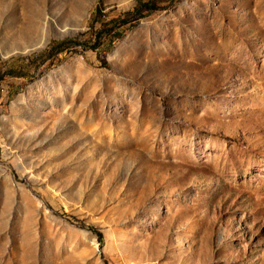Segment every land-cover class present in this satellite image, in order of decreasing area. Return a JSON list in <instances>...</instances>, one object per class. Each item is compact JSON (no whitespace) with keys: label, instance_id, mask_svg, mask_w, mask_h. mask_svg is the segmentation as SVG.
I'll return each instance as SVG.
<instances>
[{"label":"rangeland","instance_id":"obj_1","mask_svg":"<svg viewBox=\"0 0 264 264\" xmlns=\"http://www.w3.org/2000/svg\"><path fill=\"white\" fill-rule=\"evenodd\" d=\"M145 1L0 0V264H264V0Z\"/></svg>","mask_w":264,"mask_h":264},{"label":"trees","instance_id":"obj_2","mask_svg":"<svg viewBox=\"0 0 264 264\" xmlns=\"http://www.w3.org/2000/svg\"><path fill=\"white\" fill-rule=\"evenodd\" d=\"M159 6L157 5V0H147L145 2L140 3L138 6H135L128 12H126L124 15H122L119 18H113L110 21H103L102 23V28L99 31V36L98 39L102 36L103 32H109V33H115L117 35L115 38H122L124 36V32H117V29L120 28L122 25H127L129 24L130 26H135L137 21L143 17L146 16L149 12L153 11L154 9H157ZM96 16L95 19H99L104 17L102 15V8L99 6L96 10ZM77 41L72 39L70 40V43H76ZM66 42L60 41L58 44L55 46H52V50L49 52V54L54 53L57 48H59V45H64ZM100 45V41L97 43ZM97 45V46H98ZM96 46V47H97ZM103 61L106 63V57L103 56Z\"/></svg>","mask_w":264,"mask_h":264}]
</instances>
